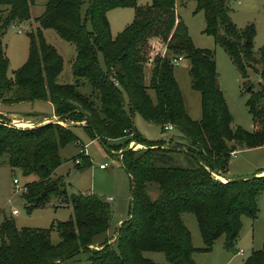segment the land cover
Returning a JSON list of instances; mask_svg holds the SVG:
<instances>
[{
	"label": "trees",
	"instance_id": "16d2710c",
	"mask_svg": "<svg viewBox=\"0 0 264 264\" xmlns=\"http://www.w3.org/2000/svg\"><path fill=\"white\" fill-rule=\"evenodd\" d=\"M137 1L87 0L81 14V0H46L35 17L38 27L27 33L26 59L12 77L6 76L0 42V103L48 101L57 117L55 122L31 127L8 125L0 118L1 162L18 167L23 175L36 176L20 190L27 212L44 207L51 197L69 204L72 212L67 220L54 223L56 244L49 241V228H16L10 218L2 217L0 264H60L80 252L86 254L85 264H157L143 257L142 251H159L169 264H195L181 213L193 214L201 251L209 250L220 236L223 247L233 249L240 217L256 218V196L264 189V175H255L258 171L238 180L226 178L232 152L264 145V84L252 90L247 79L257 60L264 70V46L258 58L252 51L253 25L235 28L228 15L229 0H193L194 10L203 13V31L223 48L242 80L252 123V130L246 131L231 126L213 52L194 47L185 24L175 15L174 0ZM31 3L0 0L4 12L0 34L13 22L27 23ZM116 7L132 8L133 18L111 37L105 13ZM46 28L74 47L73 83L56 81L62 59L45 42L41 30ZM178 55L189 62L190 87L199 95L198 120L186 115L173 77L171 59ZM148 60L152 64L146 84L143 67ZM85 85L89 90L80 92L78 88ZM135 113L161 130H176V136L144 140L134 128ZM77 126L117 156L130 180L128 217L116 228L113 241L103 238L96 249L89 245L108 228L107 202L91 193L67 195L61 178L54 176L61 163L59 149L78 141L73 132ZM130 141L144 147L131 149ZM81 163L88 166L90 161L82 157ZM151 189L156 192L153 199ZM242 264H264V238Z\"/></svg>",
	"mask_w": 264,
	"mask_h": 264
},
{
	"label": "rangeland",
	"instance_id": "374dc122",
	"mask_svg": "<svg viewBox=\"0 0 264 264\" xmlns=\"http://www.w3.org/2000/svg\"><path fill=\"white\" fill-rule=\"evenodd\" d=\"M46 0H32L29 5V20L27 23L13 22L1 30L0 42L7 60L6 76L12 77L13 71L19 67L27 56L29 31L35 32L38 24L35 17L40 15L44 9ZM80 13L83 14L87 0H81ZM149 0H138V4H145ZM193 0H174L175 15L185 24L187 34L196 48H206L213 52L215 70L218 77L219 88L231 116V126H240L243 130L251 131L252 123L250 115L245 106L247 93L241 85V79L234 64L229 59L222 47L214 43L213 38L203 31L204 18L202 11H195ZM0 7V23L4 12ZM228 15L236 29H241L247 24H252L255 30L252 39V51L255 58L259 57L260 49L264 46V0H229ZM109 32L114 37L133 18V9L130 7L111 8L105 13ZM46 43L54 47L62 59L61 70L57 76L58 83H73L74 78L70 73V62L74 56V47L71 43L62 40L52 29L41 30ZM147 62H150L148 60ZM152 64V63H151ZM254 70H248V81L252 84V90L259 88V83L264 84V70L261 72V62L253 63ZM144 82L147 84L150 66L144 65ZM189 62L182 58L173 65V77L176 81L186 115L192 120H198L200 116L199 95L196 90L190 87L188 74ZM80 92H87L88 86L78 88ZM149 92V91H148ZM151 95V92H149ZM0 118L8 121V125L14 122L22 124L15 127H31L37 122H55L56 116H50L52 109L46 101L37 100L32 104L14 106V111L22 112L25 107L28 111L36 112L47 118L39 119L38 116L10 115L1 109H8L6 104L0 103ZM6 105V106H5ZM30 105V106H27ZM40 120V121H39ZM62 123V121H60ZM133 125L141 138L148 142L164 140L170 136H176L177 131L173 129L161 130L155 123L143 119L138 113L133 114ZM80 143H69L59 149L60 165L55 169L54 176L61 178L66 194L91 193L101 200H105L110 209V232L115 228L117 220H124L128 217L130 204V180L120 166L117 156L105 150L95 139L90 140L80 128L73 129ZM136 146V147H135ZM84 147V148H83ZM128 147L141 149L144 146L130 141ZM255 148L251 152L240 153L246 147L237 148L228 160L226 175L229 179L239 176L254 175L253 171H246L253 167L264 170V146ZM82 149L83 153H78ZM235 154V156H234ZM234 156V157H233ZM89 160L88 166L81 163V158ZM0 158V220L2 217L10 218L16 228H49V241L56 244L59 240L58 233L53 225L56 221L67 220L72 216L69 204L61 202L58 197H51L47 204L41 208H34L30 212L25 209V201L21 192L12 183L15 178L18 187L22 188L27 182L36 180L33 174L23 175L18 167L9 166L1 162ZM104 164L103 168H99ZM78 165V166H76ZM243 174V175H242ZM264 175V173L260 174ZM150 197L155 198L156 192L151 189ZM110 197V199H106ZM257 213L256 218L247 216L240 217V229L233 249L223 247V237H218L207 251L199 250L202 247V240L198 232L195 218L190 212L181 213L180 217L189 231L191 245L194 250L191 258L195 264H242L244 258L252 251L261 247L264 238V189L256 196ZM15 209L16 214H11ZM114 235V233H113ZM112 234L110 237L113 236ZM115 237V236H114ZM89 248H99L89 245ZM239 250L242 252L239 253ZM141 255L157 264H169L163 254L159 251H142ZM85 253H78L70 260H64L61 264H85Z\"/></svg>",
	"mask_w": 264,
	"mask_h": 264
},
{
	"label": "crops",
	"instance_id": "0c3cea01",
	"mask_svg": "<svg viewBox=\"0 0 264 264\" xmlns=\"http://www.w3.org/2000/svg\"><path fill=\"white\" fill-rule=\"evenodd\" d=\"M149 65L150 66V68H151V63L150 62H146L145 63V65ZM144 68L145 67H143V79H144ZM218 78V77H217ZM145 83V82H144ZM34 102V101H33ZM46 103H48L49 105H50V103L48 102V101H46ZM22 104H32V102H28V101H22V102H18V103H15V104H6L8 107H11V108H8V109H1V111L4 113L5 111H6V113L7 114H10V115H27V116H31L32 114H37V115H39V117L41 116V114H38V113H36V112H32V111H28V110H25V109H27V108H25V107H22V108H24V110L22 111V112H17V111H14V106H20V105H22ZM5 105V106H6ZM30 105H27V106H30ZM1 106V105H0ZM50 107H51V105H50ZM51 109H52V107H51ZM5 110V111H4ZM51 116H53V114H52V112H51V114H50V116H47V117H51ZM47 117H42V119H44V118H47ZM75 128H79L78 126L77 127H75ZM76 143H80L79 141H77ZM74 145H76V144H74ZM264 146V145H263ZM259 147H261V146H259ZM84 148V147H83ZM130 148V147H129ZM255 148H257V147H255ZM255 148H244V149H242L241 151H240V153H247V152H251L252 150H254ZM236 152V151H235ZM234 152V153H235ZM234 156H235V154H234ZM233 156V157H234ZM103 168V167H102ZM253 169V167H251L250 169H247L246 171H253L252 173H255V172H258V174H255V175H260V174H262V173H264V170L263 169H257V168H255L254 170H252ZM243 175V174H242ZM239 177H245V175H243V176H239ZM217 178L219 179V180H221V181H224L225 180V178L224 177H221V176H217ZM226 178H229L227 175H226ZM107 200L108 199H110V197H107L106 198ZM125 220V219H124ZM123 220H117V222H116V226H115V228L110 232V226H109V224H108V228L106 229V231H105V233L103 234V235H100V236H98L97 237V239H96V244H97V241H99V240H101V239H103V238H106V240H107V242H112L113 241V239H114V236H115V234H116V228L119 226V224L122 222ZM113 233H114V235H113ZM113 235L112 237H110V235ZM61 264V263H60Z\"/></svg>",
	"mask_w": 264,
	"mask_h": 264
},
{
	"label": "built area",
	"instance_id": "2783aa9c",
	"mask_svg": "<svg viewBox=\"0 0 264 264\" xmlns=\"http://www.w3.org/2000/svg\"><path fill=\"white\" fill-rule=\"evenodd\" d=\"M181 59H182V57H181L180 55L175 56V57H173V58L171 59V63H172L173 65H175V64H177L178 61H180ZM263 91H264V86H263ZM12 121H13V120H12ZM12 121H11V125H12V126H17L16 124H18V125L22 124L21 122L14 124V122L12 123ZM165 128H168V126L165 127ZM78 153H83L82 149H78ZM102 167H104V164H100V165H99V168H102ZM12 183L14 184V186L17 188L18 191H20V190L22 189V188H19V187H18V181H17V179L13 178V179H12ZM16 213H17V211H16L15 209H12V210H11V214H16ZM241 252H242V251L239 250V253H241Z\"/></svg>",
	"mask_w": 264,
	"mask_h": 264
},
{
	"label": "water",
	"instance_id": "95a60500",
	"mask_svg": "<svg viewBox=\"0 0 264 264\" xmlns=\"http://www.w3.org/2000/svg\"><path fill=\"white\" fill-rule=\"evenodd\" d=\"M122 153V151H119L118 152V154H121ZM239 179V177L238 178H234V179H232V180H238Z\"/></svg>",
	"mask_w": 264,
	"mask_h": 264
},
{
	"label": "bare ground",
	"instance_id": "6f19581e",
	"mask_svg": "<svg viewBox=\"0 0 264 264\" xmlns=\"http://www.w3.org/2000/svg\"><path fill=\"white\" fill-rule=\"evenodd\" d=\"M16 123H19V122H16ZM136 147V146H135Z\"/></svg>",
	"mask_w": 264,
	"mask_h": 264
}]
</instances>
